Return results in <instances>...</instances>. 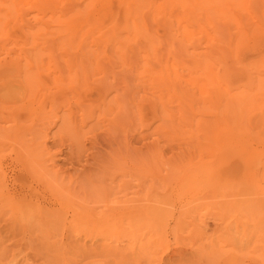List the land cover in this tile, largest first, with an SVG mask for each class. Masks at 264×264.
I'll use <instances>...</instances> for the list:
<instances>
[{
  "label": "rangeland",
  "instance_id": "1",
  "mask_svg": "<svg viewBox=\"0 0 264 264\" xmlns=\"http://www.w3.org/2000/svg\"><path fill=\"white\" fill-rule=\"evenodd\" d=\"M20 1H0V264H264V0H227L247 42L224 55L166 42L162 0Z\"/></svg>",
  "mask_w": 264,
  "mask_h": 264
},
{
  "label": "bare ground",
  "instance_id": "2",
  "mask_svg": "<svg viewBox=\"0 0 264 264\" xmlns=\"http://www.w3.org/2000/svg\"><path fill=\"white\" fill-rule=\"evenodd\" d=\"M1 1V0H0ZM14 1V0H13ZM20 1V0H19ZM22 1V0H21ZM20 1V2H21ZM28 1V0H27ZM57 0H29V7L30 8H32V9H35V11L37 10L38 12H47V11H49V9L51 10V12L52 13H55L56 11H58L56 8L57 7H59V6H56V8H55V5H54V3L56 2ZM63 1V0H62ZM67 1V0H66ZM78 1V0H77ZM76 1V2H77ZM93 1V0H92ZM115 1V0H114ZM124 1V0H123ZM130 1V0H129ZM132 1H134V0H132ZM152 2H153V0H151ZM163 2L160 4V3H158V4H160V6H161V8H163V9H165V8H168V6L171 8H168V9H170V14H168L167 16H166V18H164V17H162V19L164 18V22L162 21V23H159L160 25H163V23H164V29H165V31H166V36H167V39L169 38L170 40L169 41H166V42H170V44H173L174 42V38L177 40V43L179 44V45H188L190 48H191V46H193L192 47V49H195L196 48V46L198 45V48H200L199 47V45H204V47L206 46V47H213V49L214 48H216V50H217V48L220 50V48H222V47H226L227 48V46H228V49H229V47H231L232 45H234V42H236V43H239V42H241L242 43V41H243V43L246 41L247 42V39L244 41V39H238L237 41L236 40H234L233 39V37H235V36H233L234 35V33L236 32V31H231L232 29H235V30H238L237 31V33H239L238 35H242V37L244 38V37H246V35H245V31H244V29H242V27H241V24H239L238 22H237V20L234 18V15H233V17L231 16V14L229 13V11L231 10H228L230 7L232 8L233 6H235V1L234 0H228V1H230V4H232V5H230V4H228L227 2V0H162ZM231 1H234V2H231ZM240 1V0H239ZM242 1H244V0H242ZM247 1V0H246ZM7 2V4L5 5L4 3H6ZM12 3V0H9V1H4L3 0V3L2 4H4L5 6H7V7H10V10H12L11 9V6H13V5H10L11 3ZM58 2H60V1H58ZM65 2V1H64ZM79 2V1H78ZM138 2V1H137ZM139 2H140V0H139ZM145 2V1H144ZM156 2V1H155ZM8 3H9V5H8ZM22 3V2H21ZM28 3V2H27ZM26 3V4H27ZM66 3V4H65ZM65 3H61L62 5H64L65 7H67V6H69V7H73V4L75 3V0H74V2L72 1V0H68V3L67 2H65ZM121 3V2H120ZM141 3H142V1H141ZM151 3V2H150ZM154 3V2H153ZM235 3V4H234ZM243 3V2H242ZM244 3H246V2H244ZM2 4H0V5H2ZM12 4H14V2L12 3ZM17 4V3H16ZM15 4V5H16ZM22 4H24V3H22ZM77 5H78V3H76ZM131 4V3H130ZM140 4V3H139ZM145 4V3H144ZM25 5V4H24ZM57 5V4H56ZM76 5V8H69V11H67L66 13H68V12H70V13H68V15L70 14V17L69 18H73L74 16H76V15H78V17H79V14H82V13H84V14H86V10H84V12H82V13H80V6H77ZM85 5V4H84ZM134 5V4H133ZM136 5V4H135ZM153 5V4H152ZM155 5V4H154ZM242 5V4H241ZM240 5V6H241ZM246 5H247V3H246ZM87 6V5H86ZM89 6H90V3H89ZM131 6V5H130ZM155 6H157V4L155 5ZM239 6V7H240ZM248 6V5H247ZM77 7H79V10H77ZM114 7V6H113ZM118 7V6H117ZM116 7V8H117ZM180 7V8H179ZM236 7V6H235ZM83 8V7H82ZM136 8H138V7H136ZM151 8H152V6H151ZM155 8H157V7H155ZM242 8V7H241ZM247 8V7H246ZM4 9V8H3ZM68 9V8H67ZM71 9V10H70ZM88 9V8H87ZM122 9V8H121ZM127 9V8H126ZM139 9V8H138ZM142 9V8H141ZM144 9V8H143ZM244 9V8H243ZM243 9H241L242 10V12H243ZM249 9V8H248ZM5 10V9H4ZM47 10V11H46ZM115 10V9H114ZM140 10V9H139ZM166 10V9H165ZM235 10V9H234ZM245 10V9H244ZM250 10V9H249ZM6 11H7V9H6ZM9 11V10H8ZM122 11V10H121ZM159 11V10H158ZM240 11V10H239ZM3 12V11H2ZM11 12L12 11H10V14H11ZM118 12V11H117ZM133 12V11H132ZM136 12V11H135ZM139 12V11H138ZM141 12V11H140ZM237 12V11H236ZM235 12V13H236ZM241 12V13H242ZM51 13V14H52ZM57 14L58 13H60V14H62L63 13V11H61V10H59L58 12H56ZM55 13V14H56ZM65 13V12H64ZM161 13H162V15L164 16V13L161 11ZM1 14V13H0ZM4 14V13H3ZM83 14V15H84ZM113 14V13H112ZM167 14V13H166ZM5 15V14H4ZM4 15H1L2 16V18H3V16ZM132 15V14H131ZM134 15H136V14H134ZM159 13H158V17H159ZM240 15V14H239ZM60 16V15H59ZM82 16V15H81ZM80 16V17H81ZM133 16V15H132ZM142 16V15H141ZM5 17H6V15H5ZM65 17H66V15H65ZM157 17V16H156ZM160 17H161V15H160ZM62 18V17H61ZM61 18H59L60 20L59 21H62V19ZM75 18H77V17H75ZM82 18V17H81ZM135 18H136V16H135ZM240 18V17H239ZM64 19V18H63ZM78 19V18H77ZM77 19H75V20H73V21H75V22H77L78 20ZM115 19V18H114ZM137 19V18H136ZM160 19V18H159ZM159 19H156L157 21H156V23L157 22H159L160 20ZM161 19V20H162ZM241 19V18H240ZM77 20V21H76ZM81 20V22H82V19H80ZM138 20V19H137ZM141 20V19H140ZM139 20V21H140ZM154 20H155V18H154ZM159 20V21H158ZM65 21H67V20H65ZM130 21H131V19H130ZM129 21V22H130ZM136 21V20H135ZM242 21V20H241ZM240 21V22H241ZM70 22H71V20H70ZM84 22V21H83ZM104 22V21H103ZM132 22V21H131ZM141 22V21H140ZM61 23V22H60ZM63 24H64V22H62ZM67 23V22H66ZM65 23V24H66ZM68 23H69V21H68ZM74 23V22H73ZM73 23H72V25H73ZM77 23H79V22H77ZM139 23V22H138ZM142 23V22H141ZM152 23H155V21H153ZM244 23V22H243ZM65 24H64V26H65ZM70 24V23H69ZM82 24H84V23H82ZM98 24V23H97ZM130 24V23H129ZM132 24V23H131ZM137 24V23H136ZM140 24V23H139ZM138 24V25H139ZM62 25V24H61ZM78 25V24H77ZM77 25H76V27H77ZM86 25V24H85ZM135 25V24H134ZM136 26V27H140V26ZM64 26H62V27H64ZM67 26V25H66ZM70 26H71V24H70ZM69 26V27H70ZM82 26V25H81ZM87 26V25H86ZM69 27H67V29H69ZM133 27V26H132ZM131 26H130V28H132ZM72 28H75V25H74V27H72ZM72 28H70V29H72ZM79 28V27H78ZM150 28H151V26H150ZM65 29V28H64ZM70 29H69V31H70ZM82 29H84V26L82 27ZM114 29V28H113ZM135 29V28H134ZM138 29L139 28H137L136 29V31H138ZM75 31H76V29H75ZM77 31H79V29H77ZM111 31H112V29H111ZM110 31V32H111ZM116 31H117V29H116ZM132 31H133V29H132ZM135 31V32H136ZM72 32H73V29H72ZM72 32L70 31L69 33H71L72 34ZM134 32V31H133ZM138 32H141L140 31V29H139V31ZM150 32V31H149ZM148 32V33H149ZM233 32V33H232ZM76 33V32H75ZM74 33V34H75ZM82 33V32H81ZM84 33V32H83ZM113 33H115V32H113ZM77 34V33H76ZM108 34V33H107ZM141 34V33H140ZM236 34V33H235ZM237 35V34H236ZM138 36V35H137ZM148 36V35H147ZM150 36H152V35H150ZM165 36V35H164ZM239 36V37H240ZM106 37V36H105ZM118 37V36H117ZM238 37V38H239ZM111 38V37H110ZM136 38V37H135ZM144 38V37H143ZM152 38V37H151ZM249 38V37H248ZM71 39V38H70ZM106 39V38H105ZM116 39V38H115ZM145 39V38H144ZM236 39V38H235ZM252 39V42H253V38H251ZM107 40V39H106ZM111 40H113V39H111ZM128 40V39H127ZM127 40H124V41H126L127 42ZM137 40V39H136ZM152 40H153V38H152ZM171 40H172V42H171ZM241 40V41H240ZM114 41V40H113ZM147 40H145V42H146ZM151 41V40H150ZM249 41V40H248ZM115 42H116V40H115ZM114 42V43H115ZM117 42H118V40H117ZM122 42V41H121ZM125 42V43H126ZM245 42V43H246ZM104 43V42H103ZM110 42H108V44H109ZM122 43H124V42H122ZM149 43V42H148ZM151 43V42H150ZM116 44V43H115ZM120 44V43H119ZM112 45V44H111ZM152 45V44H151ZM154 45V44H153ZM179 45H175L176 47L177 46H179ZM114 46V45H113ZM194 46H195V48H194ZM122 47H124V45L122 46ZM188 47V48H189ZM205 47V48H206ZM178 48V47H177ZM183 48V50H184V47H182ZM210 48H209V50H210ZM115 49V48H114ZM117 49V48H116ZM185 49H187V47L185 46ZM225 48H222V52L221 53H223V50H224ZM123 50V48L121 49V51ZM208 49H206V51H207ZM212 50V49H211ZM216 50H214L215 52H217ZM219 50H218V52H219ZM3 51V50H2ZM117 51H118V49H117ZM185 51V50H184ZM183 51V52H184ZM214 51H210L212 54H214L213 52ZM225 51V50H224ZM201 52V51H200ZM220 52H219V54H214V57H211V60L213 61V59L216 57H221L222 55H224V53L222 54V55H220ZM226 52V51H225ZM229 52H230V50H229ZM1 53V52H0ZM194 52H192L191 54H193ZM209 52H207V54H208ZM227 53V52H226ZM206 54V53H205ZM204 54V55H205ZM227 54H229V53H227ZM208 55H210V53L208 54ZM207 55V56H208ZM217 55V56H216ZM218 55H220V56H218ZM5 56V55H4ZM212 56V55H211ZM216 58H215V60H216ZM223 59L225 58V56L224 57H222ZM222 58H220L221 60H222ZM227 58H229L230 59V57H227ZM9 59V58H8ZM7 59V60H8ZM205 60L206 59H208V58H204ZM210 59V58H209ZM219 59V58H218ZM4 60H5V57H4ZM9 60H11V59H9ZM8 60V61H9ZM7 61V62H8ZM210 61V60H209ZM218 61V60H217ZM14 63H16L15 61H13ZM215 62V61H214ZM221 62V61H220ZM219 62V63H220ZM223 62H224V60H223ZM223 62H221V63H223ZM0 63H3L2 61H1V59H0ZM9 63V65H11V64H13V63H11L10 64V62H8ZM216 63V62H215ZM228 63V62H227ZM224 65H225V62L223 63ZM30 65V64H29ZM0 67H1V65H0ZM16 67V66H15ZM21 67V66H20ZM20 67H19V71H20ZM30 69V68H29ZM18 70V69H17ZM26 70V69H25ZM24 71V70H23ZM15 72V71H14ZM27 72H29V71H27ZM27 72H26V74H27ZM17 73H19V72H17ZM1 74V73H0ZM6 74V73H5ZM25 74V73H24ZM7 75V74H6ZM16 75H18V74H16ZM15 75V76H16ZM72 75V74H71ZM19 76V75H18ZM23 76V75H22ZM29 76V75H28ZM30 76H32V75H30ZM24 77V76H23ZM33 77V76H32ZM73 77V79L75 80V81H77V85L79 86V85H81V82L80 81H82V84H83V80L81 79V78H75L73 75L72 76H70V78H72ZM8 78V77H7ZM12 78V77H11ZM15 79V78H14ZM13 79V80H14ZM18 79H19V77H18ZM21 79V78H20ZM61 79V78H60ZM22 81H23V78L21 79ZM27 80V79H26ZM32 80V79H31ZM5 81V80H4ZM4 81H2L1 80V82H4ZM17 81H19V80H17ZM17 81H16V83H17ZM33 81V80H32ZM55 81V80H54ZM13 82H15V80L13 81ZM10 83V82H9ZM16 83H15V85H16ZM27 83V82H26ZM53 83H55V82H53ZM59 83H62V80H61V82H59ZM59 83L57 84L56 83V86L57 85H59ZM27 84H29V83H27ZM63 84V83H62ZM61 84V85H62ZM20 85V84H19ZM30 85H31V83H30ZM60 85V86H61ZM64 85V84H63ZM76 85V86H77ZM54 86H55V84H54ZM60 86H58V87H60ZM72 86H75V85H72ZM76 86H75V88H76ZM83 86V85H82ZM8 87H10V86H8ZM7 87V85H6V88H5V86H4V88H5V90L8 88ZM20 87V86H19ZM23 87V86H22ZM0 88H3V87H0ZM21 88V87H20ZM30 88H34V87H32V85L29 87V89ZM68 88V87H67ZM78 88V87H77ZM76 88V89H77ZM79 88H81L80 86H79ZM23 89V88H22ZM25 89V88H24ZM28 89V90H29ZM58 89V88H57ZM4 92H6L7 90H9V89H7L6 91L4 90V89H2ZM1 89H0V91H2ZM31 90H33V89H31ZM2 91V92H3ZM25 91H26V89H25ZM30 91V90H29ZM29 91H28V97H31L30 95L32 94V96H33V94H35V93H33L32 91H30V93H29ZM58 91V90H57ZM60 91V90H59ZM80 91H81V89H80ZM72 92V91H71ZM77 92V91H76ZM79 92V91H78ZM122 93V92H121ZM125 93H126V90H125ZM125 93L123 92L122 94L125 96V97H128V96H126L125 95ZM1 95V94H0ZM4 95V94H3ZM26 95V94H25ZM5 96V95H4ZM3 96V97H4ZM7 96V95H6ZM74 96V95H73ZM81 96V95H80ZM27 96H26V98H28ZM76 97V96H75ZM78 97V96H77ZM0 98H1V96H0ZM21 98V96L19 97V99ZM29 99H32V98H28V100ZM112 99H115V100H117L118 99V95H114L113 97H112ZM3 100V99H2ZM27 100V99H26ZM25 101V100H24ZM23 101V102H24ZM33 101H34V99H33ZM32 103V102H31ZM34 103H35V101H34ZM36 104V103H35ZM34 104V105H35ZM39 104V103H38ZM28 106V105H27ZM36 106H38V105H36ZM82 106V105H81ZM81 106H80V108H81ZM6 108V107H5ZM4 108V109H5ZM8 108H10V107H8ZM83 108V107H82ZM7 109V108H6ZM19 109V108H18ZM23 109H24V107H23ZM22 109V110H23ZM29 109V108H28ZM40 109V108H39ZM69 109V108H68ZM9 110V109H8ZM21 110V109H20ZM20 110H18V111H20ZM22 110L20 111V112H22ZM34 110V109H33ZM69 110H71V109H69ZM82 110V109H81ZM14 111H16L15 109H14ZM32 111V110H31ZM84 111V110H83ZM3 112V111H2ZM6 113H9V112H7L6 111ZM12 113V112H11ZM14 113V112H13ZM16 113H18V112H15V114ZM36 113H37V111H36ZM69 113V112H68ZM15 114H13V115H15ZM38 114V113H37ZM70 114V113H69ZM9 115H11L10 113H9ZM8 115V116H9ZM66 115H67V113H66ZM64 115V118H62V120L63 121H65V124H63V122H62V125H61V127H63L64 129L65 128H67L66 127V125L67 124H71V117L73 118L74 116H72L71 114H70V117H69V115ZM10 117V116H9ZM75 118V117H74ZM13 119V118H12ZM15 120V119H14ZM6 121V120H5ZM16 121V120H15ZM0 123H2V122H0ZM5 123V122H4ZM4 123H3V125H4ZM15 123H13L12 125H14ZM1 125V124H0ZM67 126H69V125H67ZM0 127H4V126H0ZM19 127V126H18ZM45 127V126H44ZM6 128H8L9 129V127H6ZM62 129V128H61ZM19 130V129H18ZM25 130V129H24ZM35 130H37V129H34V132H35ZM66 130V129H65ZM45 131V130H44ZM63 131V130H62ZM61 131V132H62ZM8 132H9V130H8ZM5 133V132H4ZM6 133H7V131H6ZM17 133V132H16ZM19 133V132H18ZM17 133V134H18ZM24 133V132H23ZM22 133V134H23ZM27 133V132H26ZM40 133H41V130H40ZM10 134V133H9ZM8 134V135H9ZM28 134H30V133H28ZM44 134V133H43ZM46 134V133H45ZM4 135V136H3ZM8 135H5V134H2L1 135V137L3 138V137H5V138H7L8 137ZM14 135V134H13ZM20 135V134H19ZM39 135H42V134H39ZM55 135V133L53 134V136ZM62 135V134H61ZM60 135V136H61ZM16 136V135H15ZM26 136H27V134H26ZM32 136V135H31ZM18 136H16L15 138H17ZM20 137V136H19ZM37 137V136H36ZM35 137V138H36ZM45 137V136H44ZM55 137V136H54ZM25 137H23L22 138V141L23 140H26V141H24V143L26 142V143H28L29 141L27 140V139H24ZM30 137H28V139H29ZM35 138H34V140H31V141H34L35 142V146H34V144L33 143H31V142H29V143H31L30 145H29V143H28V145L27 144H25V145H23L22 143H20V144H22V146H26L27 145V147H26V149H28V151L31 153V151L33 152L35 149H33V148H35L36 147V144L37 143H39V140H38V138H37V141H35ZM40 138H41V136H40ZM61 138V137H60ZM4 139V138H3ZM2 139V140H3ZM45 139H48V138H45ZM56 139V138H55ZM1 140V139H0ZM57 140V139H56ZM4 141H6V140H4ZM14 141V140H13ZM28 141V142H27ZM56 143V142H55ZM19 144V145H20ZM42 144V143H41ZM40 144V145H41ZM44 144V143H43ZM46 144V143H45ZM37 145H39V144H37ZM21 145H20V147L22 148V151H23V155H25V156H27V157H29L30 155H29V153L26 151V149L25 148H23ZM31 146L33 147L32 149H31ZM46 146L45 145H43V147H41L40 149H41V151H42V148H44L45 150L47 149V148H45ZM31 150H30V149ZM39 148V147H38ZM38 148H36V149H38ZM40 149H38L39 150V154H40ZM43 149V150H44ZM26 152H27V154H26ZM36 152H37V154H36ZM35 153H31L32 155V157L34 156L35 158H37V155H39L38 154V151H36ZM44 152V151H43ZM48 152V151H47ZM42 153V152H41ZM49 153V152H48ZM36 154V155H35ZM44 154H45V152H44ZM50 154V153H49ZM29 155V156H28ZM30 156V157H31ZM43 155L41 154V156H38L39 158L38 159H40V157H42ZM21 157V156H20ZM29 157V158H30ZM38 159H36V160H38ZM43 158H41L40 159V161L42 160ZM35 160V164H36V162H38V161H36ZM30 161H31V158H30ZM29 162V161H28ZM27 162V163H28ZM26 163V162H25ZM34 164V167L33 168H31V167H29V169L31 168V170H30V172H32L33 171V173L32 174H34V173H37L36 175H35V177L39 174V172H41L42 174H44V178H47V177H49V180L50 179H54L55 181H56V178L60 175L59 174V172H60V169H55V170H52L51 168L53 167V163H52V167L51 168H49V169H45L44 167L42 168L40 165H39V167H38V165H35ZM42 164V163H41ZM43 165V164H42ZM45 165H47V164H45ZM1 169V168H0ZM2 170V169H1ZM41 170V171H40ZM40 175V174H39ZM42 176V175H41ZM46 176V177H45ZM38 177H40V176H38ZM79 177V176H78ZM80 178V177H79ZM43 180V179H42ZM46 180V185L48 186V184H51V183H49V181L47 180V179H45ZM75 180H76V178H75ZM74 180V181H75ZM45 182V181H44ZM48 183V184H47ZM53 183H56V182H53ZM59 182H57L56 184L57 185H59L58 184ZM70 184L68 185V188L67 189H79L80 187V184H77L76 183V181H75V184H74V182H73V180H70V182H69ZM80 183H81V181H80ZM82 183H84V182H82ZM82 183H81V185H82ZM62 182L60 183V185L58 186V187H62ZM66 184H68V183H66ZM63 185H65V184H63ZM84 186V184L82 185V187ZM56 187V186H55ZM58 187H56L57 189H60V188H58ZM81 187V189H84V187L82 188ZM55 188V189H56ZM45 212V211H44ZM46 215H47V213H46ZM35 216H33V218H34ZM88 217V216H87ZM90 217V216H89ZM36 218V217H35ZM34 220H36V219H34ZM37 221V220H36ZM26 229H29V228H26ZM22 231V230H21ZM26 231H29V230H26ZM22 233V232H21ZM28 234H29V232H28Z\"/></svg>",
  "mask_w": 264,
  "mask_h": 264
}]
</instances>
